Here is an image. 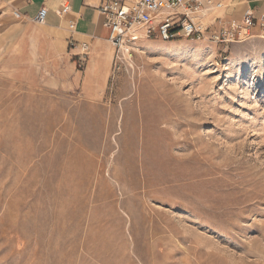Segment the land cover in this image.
<instances>
[{
  "label": "rangeland",
  "instance_id": "rangeland-1",
  "mask_svg": "<svg viewBox=\"0 0 264 264\" xmlns=\"http://www.w3.org/2000/svg\"><path fill=\"white\" fill-rule=\"evenodd\" d=\"M245 43H110L106 82L80 85L0 46V264H264V40Z\"/></svg>",
  "mask_w": 264,
  "mask_h": 264
},
{
  "label": "crops",
  "instance_id": "crops-1",
  "mask_svg": "<svg viewBox=\"0 0 264 264\" xmlns=\"http://www.w3.org/2000/svg\"><path fill=\"white\" fill-rule=\"evenodd\" d=\"M63 1L70 4L71 10L61 17L58 11ZM103 1L0 0V25L4 26L0 30V46L3 45L1 50L6 52V48L10 47L11 51L15 52L13 56L23 55L29 62L43 59L55 69L63 70L64 74L71 76L72 73L73 84H79L77 80L93 68L94 64L101 63L107 69L111 63L109 30L103 25L104 17L98 11V6ZM125 1L131 3L134 0ZM216 1L222 2L223 8L212 11L209 19L223 17L242 21L247 11H253L256 16L264 12V0ZM42 7L47 8L48 12L45 23L38 27L34 24V19ZM15 12H19L21 16L17 18ZM69 20L74 21L73 26L69 25ZM11 30L15 31V34H11ZM257 38L264 40V29L259 24L251 29L250 37L238 43L248 44ZM70 41L85 42L90 46L82 75L75 73V65L70 60L73 56L78 58L80 47L77 45L71 48Z\"/></svg>",
  "mask_w": 264,
  "mask_h": 264
},
{
  "label": "built area",
  "instance_id": "built-area-1",
  "mask_svg": "<svg viewBox=\"0 0 264 264\" xmlns=\"http://www.w3.org/2000/svg\"><path fill=\"white\" fill-rule=\"evenodd\" d=\"M221 8L223 3L216 0H134L131 3L104 0L98 11L104 17L103 25L109 30L108 40L118 52L144 39L190 38L228 45L246 40L257 24L264 29V12L256 16L253 11H247L242 21L223 17L209 19L212 11ZM70 10V4L63 1L58 13L63 17ZM47 12L48 9L42 7L34 20L45 23ZM14 15L21 16L19 12ZM69 25L73 26L74 21L69 20ZM69 45L71 48L79 45L78 67L83 69L89 44L70 41Z\"/></svg>",
  "mask_w": 264,
  "mask_h": 264
},
{
  "label": "bare ground",
  "instance_id": "bare-ground-1",
  "mask_svg": "<svg viewBox=\"0 0 264 264\" xmlns=\"http://www.w3.org/2000/svg\"><path fill=\"white\" fill-rule=\"evenodd\" d=\"M127 48L128 46H125V49ZM261 61L262 62L260 63V69L262 72H264V58ZM108 70L109 67L106 69L101 63L94 64V67H91V69L87 71L89 81L94 82L97 79H102V81L105 83L108 75Z\"/></svg>",
  "mask_w": 264,
  "mask_h": 264
}]
</instances>
